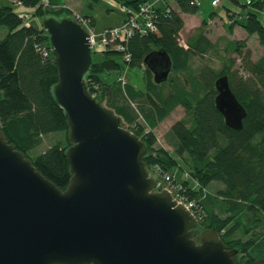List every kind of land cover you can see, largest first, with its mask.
Masks as SVG:
<instances>
[{
	"label": "trees",
	"instance_id": "16d2710c",
	"mask_svg": "<svg viewBox=\"0 0 264 264\" xmlns=\"http://www.w3.org/2000/svg\"><path fill=\"white\" fill-rule=\"evenodd\" d=\"M11 1L35 8L34 14L43 19L72 14V9L59 0ZM120 1L138 9L151 0ZM224 1L222 5L232 16L230 26L239 24L264 43V23L259 17L264 12V0H227L238 11ZM198 12V0H166L155 6L149 14L157 30H135L123 41L124 51L112 44L102 50L103 58H94L86 81L90 91L147 143L150 154L145 156V163L149 172L163 183L165 174H170L178 194L194 203L201 228L215 227L229 248L241 247V264H264V53L253 59L246 40L235 39L232 47L237 56H224L220 68L208 62L196 65V55L217 50L216 42L203 31L187 42L181 41L184 14ZM83 15L95 25L93 16ZM3 26L8 31L0 39V128L38 170L65 189L72 177L65 152L71 142L63 107L50 89L59 78L50 35L43 25L23 18L13 5L0 3V28ZM159 49L172 60L169 77L162 82L155 81L153 71L145 65L146 56ZM125 52L131 54L129 60L124 58ZM126 65L145 66L144 89L122 83L119 78L110 81L103 77V73H121ZM222 74L229 75L233 91L247 109L241 129L228 126L216 106L215 82ZM178 105L184 107L185 115L167 132L172 151L156 145L153 129ZM140 116L149 129L139 121ZM56 132H64L66 142L59 139L32 154L46 135ZM177 167L189 170L198 186L183 173L177 176L173 171ZM214 181L222 186L210 191L208 186Z\"/></svg>",
	"mask_w": 264,
	"mask_h": 264
},
{
	"label": "water",
	"instance_id": "95a60500",
	"mask_svg": "<svg viewBox=\"0 0 264 264\" xmlns=\"http://www.w3.org/2000/svg\"><path fill=\"white\" fill-rule=\"evenodd\" d=\"M43 26L58 67L50 89L68 121L72 177L57 186L0 128V264H241V247L229 248L217 228H201L168 189H156L147 143L90 91L88 30L69 15H48ZM145 65L162 82L172 60L159 49ZM215 84L226 124L241 129L247 109L229 75Z\"/></svg>",
	"mask_w": 264,
	"mask_h": 264
},
{
	"label": "rangeland",
	"instance_id": "374dc122",
	"mask_svg": "<svg viewBox=\"0 0 264 264\" xmlns=\"http://www.w3.org/2000/svg\"><path fill=\"white\" fill-rule=\"evenodd\" d=\"M61 2L69 3V7L72 9V13L78 14H89L94 17L95 25L94 31L98 36H100L107 28L115 25L123 24L124 20L128 16L126 9L123 8L122 1L120 0H101L99 2H91L90 0H59ZM199 1V12L198 13H187L184 14L185 18V27L180 32L181 41L187 42V39L195 34H198L200 31L206 33L213 41L217 44V50L212 51L204 56L196 55L194 58L195 64H200L203 62H208L216 68L222 66L223 57L229 55L237 56V52L232 47V40L235 39H245L246 47L251 49L252 58L257 59L264 53V43L260 42L257 34H248L247 31L240 26L235 24L230 26V21L232 16L227 13L226 7L213 6L212 0H198ZM228 3L227 0L224 3ZM0 3L6 5H13L14 10L18 13L24 11L29 12L31 15L28 19V22L36 23L38 25H43V18L34 14L35 8L26 7L13 3L11 0H0ZM233 10L238 11V7L231 5ZM227 6V5H226ZM228 7V6H227ZM217 13L214 16H211L212 13ZM233 13V12H230ZM259 17L264 23V12L259 13ZM207 19V20H205ZM7 27L3 26L0 28V39L7 33ZM103 52L97 51L94 52V58L100 60L103 58ZM240 63V58H238L237 66ZM144 71L145 66H136L131 67L126 65L122 69L121 73H103V77L107 80H114L118 78L121 74H124L127 82L132 83L137 88L144 89ZM185 115V109L182 105H178L172 113L162 121H160L155 127L154 131L157 135V146H164L173 151V146L169 143L167 139V132L172 125V123ZM139 121L144 123L149 129L145 119L140 116ZM59 139L66 142V137L64 132L50 133L46 135L43 141L32 151V154H37L49 145L58 141ZM183 164L185 161L181 160ZM177 176H180L183 173V176H187L191 180L193 186H198L196 180L190 176L189 170L177 167L173 170ZM155 176V175H154ZM162 184L163 181L161 180ZM165 184V183H164ZM222 186V183L214 181L211 185L208 186L210 191H215L218 187ZM160 188V185L157 187ZM196 238H199V230L195 231Z\"/></svg>",
	"mask_w": 264,
	"mask_h": 264
},
{
	"label": "built area",
	"instance_id": "2783aa9c",
	"mask_svg": "<svg viewBox=\"0 0 264 264\" xmlns=\"http://www.w3.org/2000/svg\"><path fill=\"white\" fill-rule=\"evenodd\" d=\"M165 1L166 0H151L148 3L142 4L138 9L123 5V8L126 9L128 13V16L124 20L123 24L107 28L100 36H98L94 31V25L91 23V19L89 17L78 13H74V16L87 28L89 32L90 45L94 52L102 51L111 46V44L114 48L124 51L126 49L124 42L128 40L135 30H139L144 33L157 30V26L150 18L149 13H151L155 6L162 5ZM222 2L223 0H212V5L217 7L220 6ZM20 14L25 19H29L31 15L29 12H22ZM141 19L143 21H141ZM124 58L129 60L131 58V54L129 52H125ZM119 80L122 83H126L124 74L120 75ZM164 177L166 178V183H163L162 187L168 189L173 194L175 199L184 203L187 208L195 213L193 209L194 203L186 200L178 194V185L174 183L172 176L167 173Z\"/></svg>",
	"mask_w": 264,
	"mask_h": 264
},
{
	"label": "crops",
	"instance_id": "0c3cea01",
	"mask_svg": "<svg viewBox=\"0 0 264 264\" xmlns=\"http://www.w3.org/2000/svg\"><path fill=\"white\" fill-rule=\"evenodd\" d=\"M65 5H67V6H69V3H66V1L65 2H63Z\"/></svg>",
	"mask_w": 264,
	"mask_h": 264
}]
</instances>
